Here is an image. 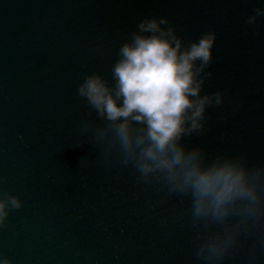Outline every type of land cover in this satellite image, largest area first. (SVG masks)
I'll return each instance as SVG.
<instances>
[{
  "label": "water",
  "instance_id": "1",
  "mask_svg": "<svg viewBox=\"0 0 264 264\" xmlns=\"http://www.w3.org/2000/svg\"><path fill=\"white\" fill-rule=\"evenodd\" d=\"M264 0H0V189L23 207L0 229L12 264H208L196 259L187 198L137 183L82 130L95 113L77 95L86 74L111 80L119 47L145 16H164L185 43L217 39L202 94L210 157L264 164ZM204 231L201 230V235ZM216 264H264V223Z\"/></svg>",
  "mask_w": 264,
  "mask_h": 264
},
{
  "label": "clouds",
  "instance_id": "2",
  "mask_svg": "<svg viewBox=\"0 0 264 264\" xmlns=\"http://www.w3.org/2000/svg\"><path fill=\"white\" fill-rule=\"evenodd\" d=\"M258 17L264 7L246 23ZM216 39L208 31L186 44L167 17L145 16L119 47L111 80L93 72L77 88L95 113L82 130L104 159L131 167L137 183L157 184L166 197L187 198L181 215L196 229V259L208 264L224 259L241 236L264 223V164H250L244 154L210 157L202 146L185 143L204 134L207 109L223 103L221 91L202 94ZM22 207L18 196L0 189V229ZM0 264L12 261L0 254Z\"/></svg>",
  "mask_w": 264,
  "mask_h": 264
}]
</instances>
